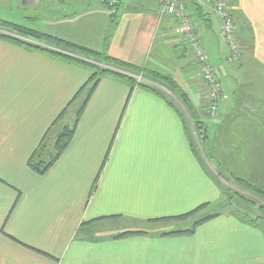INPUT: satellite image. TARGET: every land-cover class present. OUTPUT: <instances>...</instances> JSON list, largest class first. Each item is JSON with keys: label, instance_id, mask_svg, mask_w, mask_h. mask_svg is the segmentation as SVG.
Masks as SVG:
<instances>
[{"label": "crops", "instance_id": "1", "mask_svg": "<svg viewBox=\"0 0 264 264\" xmlns=\"http://www.w3.org/2000/svg\"><path fill=\"white\" fill-rule=\"evenodd\" d=\"M107 1L0 0V19L141 67L193 68L177 19L164 10L168 0ZM185 2L225 95L214 121L220 165L244 168L264 186V0H227L242 49L232 65L215 39L221 21L212 7ZM90 77L77 64L0 39V264H264V229L231 211L192 233L163 234L189 229L191 220L160 219L208 205L203 213L224 194L180 101L162 89L103 76L58 160L44 174L30 167L34 152L43 145V159L70 126L83 97L72 100ZM132 230L147 233L119 236Z\"/></svg>", "mask_w": 264, "mask_h": 264}, {"label": "trees", "instance_id": "2", "mask_svg": "<svg viewBox=\"0 0 264 264\" xmlns=\"http://www.w3.org/2000/svg\"><path fill=\"white\" fill-rule=\"evenodd\" d=\"M190 16H191V13H190ZM191 19H192V16H191ZM0 28L7 30L10 33L15 34V35H10L9 33H1L0 34L1 39L10 40L12 42L18 43L27 48H31V49L44 52L51 57H55L65 62L77 64L81 67H84L91 73L90 79L80 89L77 96L72 100V102H74L78 97L84 94V100L77 111L76 120L74 124L72 126H65L62 129V132L57 137V140L55 142V149H56L55 155L49 161H44L41 157V147H43L42 145L40 148H38L34 152L32 157L30 158V161H29L30 167L36 172H38L39 174H44L46 171H48L51 168V166L58 160L61 154L65 151V149L68 147L70 141L72 140L75 134L80 118L91 96L96 90L100 82V79L103 76H109L119 81H122L124 83H127L132 89L139 86V87L151 90V91L152 90L160 91L157 87H151L145 84H139L137 82L136 77L131 75V74L142 73L144 75L151 76L154 79V81L157 82V84L165 86V88L168 89L178 101H180V104L182 103L185 105H187L188 103L190 104L188 93L179 84V82L175 79V77H173L170 74H165L161 72L160 70H156L148 66L141 67L138 65H134L132 63L111 57L105 52L93 49L91 47H88L82 44L70 42L58 36H55V35H52V34H49L43 31H39L33 28H29V27H26L24 25H20L17 23H13V22L0 19ZM45 44H48V46L47 45L44 46ZM54 47H57L59 49H55ZM189 49L191 50L190 47ZM190 52L193 54L192 50ZM96 61H101L106 64H110L112 67L118 68L124 72H114L109 69H103L98 66ZM127 72L131 74H128ZM71 104L72 103H70V105ZM66 110L63 111V113L60 115L57 121H59V119L63 117ZM198 125L200 128L203 129L202 131L203 133H205L204 137L210 138V134L208 133L206 126L203 125V122L198 120ZM210 139H211V144L208 148L209 158L214 163V166L218 169V171H221L222 169H224V167L220 165V159L218 156L219 153H218V149L216 148L214 134ZM240 172L238 171V173L236 172L234 173L233 170L231 172L232 176L233 175L235 176L234 179L237 184H239L244 189L264 195V187L248 180L249 178L247 177L246 169L242 168L240 169ZM219 174L221 173L219 172ZM217 175L218 174H215L216 184L221 189L222 193L227 197V203L232 206V214L237 217H240L244 221L250 222L254 226H259L260 224H258V221L260 220L257 221L255 219L244 218L241 214L237 212V209H235L234 203H233L234 198H232L233 189L231 188V186L227 184H222L221 181L218 180L219 176ZM206 206L208 205H201L200 207H198L197 209L193 210L192 212L188 214L160 219V220L169 221V222L180 221V220L188 219V218L191 220V227L189 229H186V230L176 229L174 231L164 232L163 234L173 235V234H180V233H192L195 231V229L200 224L205 223L206 221L219 215L218 213L204 214L202 212H199ZM262 219H263L262 224L264 225V217ZM135 233H147V231L145 230L126 231L120 234L119 236L127 235V234H135Z\"/></svg>", "mask_w": 264, "mask_h": 264}, {"label": "rangeland", "instance_id": "3", "mask_svg": "<svg viewBox=\"0 0 264 264\" xmlns=\"http://www.w3.org/2000/svg\"><path fill=\"white\" fill-rule=\"evenodd\" d=\"M107 2L109 4V0ZM112 6H114V5H112ZM193 31H194V29H193ZM1 33H9L10 35H15L13 33L8 32L7 30L0 28V34ZM194 33H195V31H194ZM195 35L198 38L196 33H195ZM217 37L219 38L220 43L222 45L224 44V46H225V42L219 36V31L215 33V39ZM198 41H199V38H198ZM46 45L48 46V44H45L44 46H46ZM54 48L59 49L57 47H54ZM93 49L105 52L104 48H100V49L93 48ZM64 51H66V50H64ZM227 51L229 53L228 48H227ZM185 57H186L187 61L189 63H191L190 67H192V65H193V68H190V69L185 68L184 70H180L178 72H175L173 69L174 66L167 65L165 67V66L161 65L162 70H160V71L165 73V74H170L173 77L176 76L175 79L179 82V84L188 93L190 104L189 103L187 105H185L183 103L180 104V102H177V101H176V104L180 107L182 112L188 118L190 130H191V134H192V139L194 141L195 146L200 149V152H201V155H203V158L207 159L209 164L214 165V163L209 158V155H208L209 149L208 148L211 144L210 138L214 134L213 133L214 132L213 131L214 130V121H215L216 117L218 116V113H219L218 110H219L220 103L217 105L216 111L213 112L212 108L210 106V101H209V97H208V94H209L208 83H206L207 81L203 77L204 73L202 71L201 64L199 63V61H197L195 56H191V58H190L189 56L185 55ZM240 61H241V58L238 61H236V63L240 62ZM96 62L98 64V66L103 68V69H109V70H112L114 72H124L118 68L112 67L110 64H106V63L101 62V61H96ZM173 62L174 61L172 60V64H174ZM225 62L227 63V65L230 64L226 61V57H225ZM211 65H212V63H211ZM231 65H232V63H231ZM213 68H214L215 78L220 83V81L216 75L215 67L213 66ZM128 74H131V73H128ZM131 75L136 77L137 82L139 84H145L147 86L157 87L160 90L162 89L163 91H165V92H163L165 95H167L168 92L171 93L168 89L165 88V86L157 84V82H155L151 76L144 75L142 73L131 74ZM179 77H182V80L179 79ZM187 82L190 84L187 85ZM195 89L197 90L196 92H195ZM82 97L84 100V94H82ZM83 100H79V102L72 108L71 112L68 114V117L66 119L65 124L72 126L73 121L76 117L75 113L77 112V110L81 106ZM197 119L202 121L203 125L206 126L207 131L210 134V138L204 137L205 133H203V131H202L203 129L199 127ZM60 126L64 127V125H60ZM61 130H62V128H61ZM55 142H56V140H54L52 143H49V145L47 146V151H46L45 156L43 158L44 161H49L55 155V153H56ZM209 168H211V167L209 166ZM214 169H215L214 170L215 172L212 169H211L212 171H210L214 180H216L215 174H218L217 175V176H219L218 180H220L222 184H227V185L231 186V188L233 189L232 190V198H234L233 203H234L235 209H237V212L239 214H241L244 218L255 219L257 221L260 220V221H258V224H260V225L256 226V227L264 229V225L262 224L263 223L262 218L264 217V195L258 194V193L253 192V191H249L247 189H244L239 184H237L235 179H234L235 176L234 175L232 176V174H231L232 170L234 173L235 172L237 173V171L235 169H233L231 167L224 168L221 171H218L217 168H214ZM259 169L260 168H258L257 171ZM219 172L221 174H219ZM262 187H264V186H262ZM227 211L232 212V206L227 203V197L224 195L223 196V202L221 204L220 203L214 204L211 207L207 208V210L203 213L204 214H212V213L227 212ZM238 218H240V217H238ZM242 221H244V220H242ZM244 222L251 224L248 221H244ZM168 223H171V222L163 221L162 224H168Z\"/></svg>", "mask_w": 264, "mask_h": 264}, {"label": "built area", "instance_id": "4", "mask_svg": "<svg viewBox=\"0 0 264 264\" xmlns=\"http://www.w3.org/2000/svg\"><path fill=\"white\" fill-rule=\"evenodd\" d=\"M203 3L212 7L215 15L221 21L220 37L225 42L229 54L226 58L228 63H236L242 57V49L239 44L236 34L235 18L228 6L227 0H202ZM116 0H109V5H115ZM166 13L173 15L178 24L176 27L177 34L183 36L191 48L193 55L201 64L204 73V79L208 83L209 101L212 111L215 112L219 102L225 98L221 84L215 78L214 68L209 61V57L205 53L203 47L200 45L196 37L190 11L187 9L185 0H168L164 4Z\"/></svg>", "mask_w": 264, "mask_h": 264}]
</instances>
